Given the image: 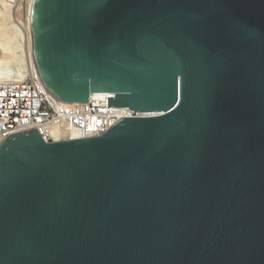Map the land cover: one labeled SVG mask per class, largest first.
Wrapping results in <instances>:
<instances>
[{"label": "water", "instance_id": "water-1", "mask_svg": "<svg viewBox=\"0 0 264 264\" xmlns=\"http://www.w3.org/2000/svg\"><path fill=\"white\" fill-rule=\"evenodd\" d=\"M60 104L102 136L0 146V264H264V0H33Z\"/></svg>", "mask_w": 264, "mask_h": 264}, {"label": "built area", "instance_id": "built-area-1", "mask_svg": "<svg viewBox=\"0 0 264 264\" xmlns=\"http://www.w3.org/2000/svg\"><path fill=\"white\" fill-rule=\"evenodd\" d=\"M24 0H5L19 7ZM0 78V146L10 135L36 128L46 142L102 136L123 118L153 116L130 108H109L111 93L92 94L89 103L57 102L44 88L32 60L23 72Z\"/></svg>", "mask_w": 264, "mask_h": 264}, {"label": "bare ground", "instance_id": "bare-ground-1", "mask_svg": "<svg viewBox=\"0 0 264 264\" xmlns=\"http://www.w3.org/2000/svg\"><path fill=\"white\" fill-rule=\"evenodd\" d=\"M1 1L5 7H11L5 2V0ZM31 1L33 2V0ZM28 31L31 32V28L25 30L20 24L13 26H8L5 23L0 24V48L6 56H10L9 59L0 58V78H3L4 76H7L6 78H12L14 74L21 72L24 74L26 66L34 60V56L32 55V52H30L31 46L29 44ZM16 36L25 38L24 44L17 42L15 39Z\"/></svg>", "mask_w": 264, "mask_h": 264}, {"label": "rangeland", "instance_id": "rangeland-1", "mask_svg": "<svg viewBox=\"0 0 264 264\" xmlns=\"http://www.w3.org/2000/svg\"><path fill=\"white\" fill-rule=\"evenodd\" d=\"M31 0H24L22 5L18 8H11V7H5L3 2L0 0V24H7L10 25H17L20 24L25 30H29L31 28L30 26V9H31ZM3 20V21H2ZM28 37H29V44L31 46L30 52H32V55L34 56L33 50H32V35L31 32L28 31ZM16 41L20 44H24L25 38H20L18 36L15 37ZM0 58H7L9 59L10 56H6L3 51L0 48Z\"/></svg>", "mask_w": 264, "mask_h": 264}]
</instances>
